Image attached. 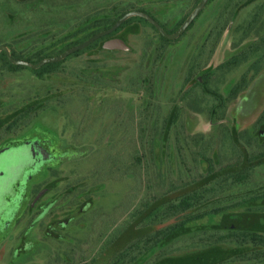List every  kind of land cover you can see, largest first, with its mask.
I'll list each match as a JSON object with an SVG mask.
<instances>
[{
	"label": "rangeland",
	"instance_id": "374dc122",
	"mask_svg": "<svg viewBox=\"0 0 264 264\" xmlns=\"http://www.w3.org/2000/svg\"><path fill=\"white\" fill-rule=\"evenodd\" d=\"M199 1L0 0V45L37 63L131 11L172 34ZM171 41L130 17L42 75L0 53V264H94L144 203L204 175L105 264H264L213 241L264 233V0H208Z\"/></svg>",
	"mask_w": 264,
	"mask_h": 264
},
{
	"label": "trees",
	"instance_id": "16d2710c",
	"mask_svg": "<svg viewBox=\"0 0 264 264\" xmlns=\"http://www.w3.org/2000/svg\"><path fill=\"white\" fill-rule=\"evenodd\" d=\"M123 16V15H122ZM122 16L118 17L117 19H113V20H110V21H107L105 23H102L100 24L99 29L98 30H95L93 33L89 34V35H86L85 36V40L88 39L89 37H91L92 35L100 32V31H103V30H106L108 29L109 27H111L119 18H121ZM198 17V15L196 16V18ZM140 20L144 21V22H147L146 20L138 17ZM195 18V19H196ZM126 21V20H125ZM124 21V22H125ZM184 20H182L180 22V24H182ZM104 22V21H103ZM124 22L113 32L115 33L123 24ZM193 22V21H192ZM148 23V22H147ZM149 24V23H148ZM191 25V24H190ZM189 25V26H190ZM189 26L187 27V29L185 31L188 30ZM163 29V28H162ZM184 31V32H185ZM113 33L109 34V35H106L104 37H101L99 38L98 40L94 41L93 43H91L89 46H87L86 48H90V47H93L99 40L105 38V37H108L110 35H112ZM159 34V33H158ZM161 40L164 42V43H171L172 41L171 40H168L164 37H162L160 34H159ZM211 36H209V40H207L205 42V46L209 43V41L211 40ZM83 39V40H84ZM84 40V41H85ZM83 42V41H82ZM82 42H79L77 44H75L74 46L82 43ZM73 47V46H72ZM84 48V49H86ZM83 50V49H82ZM81 51V50H80ZM78 51V52H80ZM78 52H75V53H78ZM73 53V54H75ZM71 54V55H73ZM13 57H15V55L12 53L11 54ZM70 56V55H69ZM8 62V61H7ZM58 62H55V63H48V64H44L43 66H41L39 69H36V70H32L35 74L37 75H42L44 73V71H48L50 69H52L53 67H55L58 63ZM233 59H230V61H227L223 64H221L218 68H222V67H227L229 66L231 63H233ZM9 63V62H8ZM11 64V63H9ZM11 66H13V64H11ZM16 67L14 68H18V67H22L20 65H15ZM213 75L212 72H207V73H203L202 77H205L204 81L207 80V78L211 77ZM191 76V73L188 74L187 78L189 79V77ZM187 80V79H186ZM241 90V87L236 85L234 86L230 92L228 93V96L226 98H224L223 96H221L218 92H211V94H213L214 98L216 99V101L218 102L219 105H223L224 103H226L227 101H230L231 99L235 98L237 96V94L240 92ZM219 176V175H217ZM216 176V177H217ZM238 178H241L242 180H244L246 178V175H241V176H238ZM201 181H198L196 182L193 187L191 186H187L184 191H182V193H178V194H173L171 195L170 197H161L159 199H157L154 203H144L143 204V208L141 210H139V215L138 217L136 218V220L134 221V225H137L138 223L144 221L147 217H149L150 215H152L159 207L161 206H164L165 204H171L173 201H177L180 197L182 199L181 202H184L185 203V200L187 195L189 194V192H193L195 190L198 189V187H202L204 185H207L209 183L212 182V180H215V177L213 176H210V175H204L201 177L200 179ZM180 202V203H181ZM241 204H244V200L242 201H238L232 205H226L224 207H220L218 209L215 210L216 213H219V212H222L224 210H227L228 208H230L231 206H239ZM132 225V226H134ZM164 235H162L161 237H163ZM239 237H243L244 240H249L250 242H253L255 244H263L264 245V236H261V235H256V234H251V233H235V232H231V233H219L218 235H216V237H214L213 241L214 242H229V241H233ZM249 238V239H248Z\"/></svg>",
	"mask_w": 264,
	"mask_h": 264
},
{
	"label": "water",
	"instance_id": "95a60500",
	"mask_svg": "<svg viewBox=\"0 0 264 264\" xmlns=\"http://www.w3.org/2000/svg\"><path fill=\"white\" fill-rule=\"evenodd\" d=\"M208 0H200L199 3L196 5V7L193 9V11L188 15V17L182 22V24L179 26V28L172 34L166 33L160 24L154 20L151 16H149L147 13H144L142 11H131L123 15L121 18H119L111 27H109L106 30L100 31L82 43L69 48L59 55H56L54 57L46 58L41 61H38L37 63H29L24 60L15 59L11 57L8 53V50L5 46H0V50L4 51V53L7 56V59L10 63L14 65H20L28 69H37L43 66L44 64L48 63H55L60 60H63L64 58L68 57L69 55L78 52L87 46H89L94 41L98 40L101 37H104L106 35H109L113 33L125 20H127L130 17H140L144 20H146L162 37L168 39V40H174L180 37L183 32L187 29V27L192 23V21L196 18V16L199 14L203 6ZM134 229L133 226L127 228L115 241L114 243L99 257V259L94 264H105L110 257L116 253L118 250H120L128 241H130L134 237Z\"/></svg>",
	"mask_w": 264,
	"mask_h": 264
},
{
	"label": "flooded vegetation",
	"instance_id": "af4514ba",
	"mask_svg": "<svg viewBox=\"0 0 264 264\" xmlns=\"http://www.w3.org/2000/svg\"><path fill=\"white\" fill-rule=\"evenodd\" d=\"M142 12H144V11H142ZM144 13H146V12H144ZM148 14V13H147ZM149 15V14H148ZM150 16V15H149ZM134 17H137V16H134ZM152 17V16H151ZM153 18V17H152ZM154 19V18H153ZM155 20V19H154ZM158 22V21H157ZM161 26V25H160ZM0 46H5V45H0ZM6 47V46H5ZM7 48V47H6ZM7 50H8V53H9V55L11 56V57H13L11 54H12V52H10V50L7 48ZM0 53H3L4 54V56H5V58H6V60L8 61V59H7V56H6V54L4 53V51H2V50H0ZM62 53V52H61ZM13 58H15V59H19V58H16V57H13ZM67 58V57H66ZM65 59V58H64ZM20 60H22V59H20ZM25 61V60H24ZM60 61H62V60H60ZM9 62V61H8ZM10 63V62H9ZM12 64V63H11ZM14 65V64H13ZM23 67V66H22ZM25 68V67H24ZM28 69V68H27ZM37 69H39V68H37ZM30 70H36V69H30ZM232 232H234V231H232ZM235 233H251V234H256V235H261V236H264V233H258V232H256V231H235ZM249 239V238H248ZM233 241H238V242H240V243H247V244H249V245H252V246H256V247H259V248H261L262 249V251H260V253L258 252V255H262V256H264V245L263 244H255V243H253V242H250L249 240H244L243 239V237L241 238V237H239V238H237V239H235V240H233ZM114 242H112L111 244H113ZM111 246V245H110ZM109 246V247H110ZM108 247V248H109ZM114 255V254H113ZM112 255V256H113ZM111 256V257H112ZM110 257V258H111Z\"/></svg>",
	"mask_w": 264,
	"mask_h": 264
}]
</instances>
